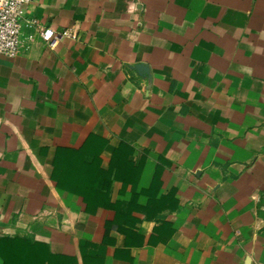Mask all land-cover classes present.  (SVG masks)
I'll list each match as a JSON object with an SVG mask.
<instances>
[{"label": "crops", "instance_id": "crops-1", "mask_svg": "<svg viewBox=\"0 0 264 264\" xmlns=\"http://www.w3.org/2000/svg\"><path fill=\"white\" fill-rule=\"evenodd\" d=\"M20 40L0 264H264V0H31Z\"/></svg>", "mask_w": 264, "mask_h": 264}, {"label": "built area", "instance_id": "built-area-1", "mask_svg": "<svg viewBox=\"0 0 264 264\" xmlns=\"http://www.w3.org/2000/svg\"><path fill=\"white\" fill-rule=\"evenodd\" d=\"M31 0H0V55L15 57L21 47L20 27L21 10L28 5ZM30 26H36L39 35L47 43L49 48H53L57 40L63 37H72L69 30L55 33L39 27L37 20L27 21ZM31 36H28L30 39Z\"/></svg>", "mask_w": 264, "mask_h": 264}]
</instances>
